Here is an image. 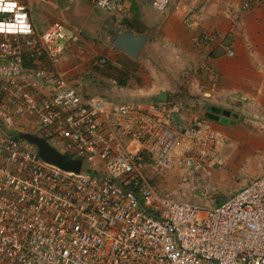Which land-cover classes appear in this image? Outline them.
Returning a JSON list of instances; mask_svg holds the SVG:
<instances>
[{
	"label": "built area",
	"instance_id": "built-area-1",
	"mask_svg": "<svg viewBox=\"0 0 264 264\" xmlns=\"http://www.w3.org/2000/svg\"><path fill=\"white\" fill-rule=\"evenodd\" d=\"M86 1L120 26L130 17L126 0ZM171 1L151 8L163 13ZM200 18L190 8L182 22L194 29ZM65 31L60 21L40 31L31 3L0 0V263L264 264V174L214 207L158 192L151 176L177 166L211 177L224 137L173 97L115 101L72 84L60 64L80 35ZM218 39L200 32L195 42ZM89 61L108 65L103 55ZM200 69L216 84L213 64ZM20 132L80 160V172L43 162Z\"/></svg>",
	"mask_w": 264,
	"mask_h": 264
},
{
	"label": "crops",
	"instance_id": "crops-1",
	"mask_svg": "<svg viewBox=\"0 0 264 264\" xmlns=\"http://www.w3.org/2000/svg\"><path fill=\"white\" fill-rule=\"evenodd\" d=\"M17 1L35 4L36 13L33 9L32 16L36 23L37 19L44 22L43 28L51 22H64L67 16H73V23H81V27H87L89 37L97 35L100 40L103 39V31L112 34V26L120 31L125 29L116 18L93 9L86 0ZM248 1L172 0L165 12L158 13L151 8V0H126L130 11V31L135 35L148 34V41L140 53L144 58L132 60L112 45H98L86 53L81 64H75L71 59L68 61L67 57L68 53L77 56L79 51L66 52L61 61L62 70L71 82L83 72L84 67L91 68L90 63L87 66V61L95 55H103L108 59L107 69H99L103 82L97 76L89 83L81 82L79 85L83 90L112 100L120 90L131 95L138 92L143 98L135 97L129 101H157V95L165 92L168 98L173 97L186 107L193 118L203 117L211 106L220 107L238 116L235 123L214 122V127L226 137L235 139L243 132L239 121L244 111L250 110L253 114L264 112V0L256 3L251 0L249 8L244 10L242 5ZM190 8L201 15L194 29H187L182 22L183 13ZM68 13L71 16L66 15ZM87 21H90L88 25ZM200 32L216 34L219 39L208 46L196 45L195 38ZM79 41V46L84 47L81 37L76 36H73L71 45ZM229 49L234 52L233 56L226 54ZM147 56L152 59L148 67L149 76L143 69ZM208 62L216 69V84L208 82L201 72V66ZM121 72L126 73L123 86L118 85ZM147 76L152 81L144 84ZM151 83L154 85L150 86Z\"/></svg>",
	"mask_w": 264,
	"mask_h": 264
},
{
	"label": "rangeland",
	"instance_id": "rangeland-1",
	"mask_svg": "<svg viewBox=\"0 0 264 264\" xmlns=\"http://www.w3.org/2000/svg\"><path fill=\"white\" fill-rule=\"evenodd\" d=\"M34 5L35 4L32 3V10L34 9L33 13H36ZM66 15L70 14L68 13ZM66 18L67 19L64 20V22L60 21L66 26L65 34L68 37H72L73 33H79L84 45V47L80 45L81 49L79 50V54L77 56H74L72 53H68V61L71 59V62L81 64L84 62L86 53L89 51L91 52L98 45H107L111 47L110 38L112 37V34L106 30L103 31L102 40L98 39L97 35L95 37H89L87 35L88 32L86 31L87 27H81V23H73V16H67ZM37 22L41 25L36 23L35 20L36 26L40 31H42V25L44 22L41 19H37ZM86 23L88 25L90 21H87ZM73 29L75 30L72 32ZM93 34L97 33L93 32ZM139 57L143 59L144 55L141 56L140 54L138 58ZM151 60L152 59L149 56H147L144 60L143 69L148 73V76V67H150L149 64L151 63ZM121 66L126 69L125 65L121 64ZM154 66H156V63ZM60 68L62 70L61 64ZM105 69H107V67ZM124 73L125 72H121L119 74L121 79L118 81L125 80ZM102 75V72H100L97 67H84L81 74L71 79V83H89L93 78H96V76L101 80V82H103L104 79L102 78ZM148 76L144 81V84L152 81V78ZM153 85L154 84L151 83L150 86ZM113 96L115 101H127L135 97L143 99L138 92L131 95L123 90L118 91ZM107 97L110 98L109 95ZM243 114L242 120L239 121L242 126L241 131L243 132H240L237 138H228L222 134L224 136V140L221 143L219 155L223 163L220 169H216L213 172L211 177L204 179V181H200L196 178V176L190 175L185 172L186 170H182L177 166L171 171L152 175L155 180L156 190L169 195L176 200H182L204 207H214L217 203H223L246 184L261 177L264 174V112L260 114H253L252 111L246 110Z\"/></svg>",
	"mask_w": 264,
	"mask_h": 264
},
{
	"label": "water",
	"instance_id": "water-1",
	"mask_svg": "<svg viewBox=\"0 0 264 264\" xmlns=\"http://www.w3.org/2000/svg\"><path fill=\"white\" fill-rule=\"evenodd\" d=\"M112 37L110 38L111 45L125 53L132 60H136L147 41L148 34L135 35L132 31L124 29L120 31L118 27L112 26ZM168 98L167 93L160 92L156 99L159 102H165ZM237 114L231 113L229 110H223L220 107L211 106L207 109L204 117L211 121H220L221 123H234ZM231 117V121L229 118ZM17 137L24 140L36 148L39 158L50 165H53L65 172L79 173L81 169V161L73 159L67 155L60 153L49 145L44 139L26 132H20Z\"/></svg>",
	"mask_w": 264,
	"mask_h": 264
},
{
	"label": "trees",
	"instance_id": "trees-1",
	"mask_svg": "<svg viewBox=\"0 0 264 264\" xmlns=\"http://www.w3.org/2000/svg\"><path fill=\"white\" fill-rule=\"evenodd\" d=\"M127 22H128V23H127ZM121 27H123V28H125V29H128V30H132L131 25H130V23H129L128 20L122 22V23H121ZM124 74H126V73H124ZM125 82H126V80L118 81V85L123 86V85L125 84ZM150 181H151V183L153 184V186L155 187V180H154V177L151 176V180H150ZM155 188H156V187H155ZM218 204H220V203H218Z\"/></svg>",
	"mask_w": 264,
	"mask_h": 264
},
{
	"label": "flooded vegetation",
	"instance_id": "flooded-vegetation-1",
	"mask_svg": "<svg viewBox=\"0 0 264 264\" xmlns=\"http://www.w3.org/2000/svg\"><path fill=\"white\" fill-rule=\"evenodd\" d=\"M231 120H232V119H231V117H230V118H229V121H231ZM212 122H213V123H214V122H217V123L219 122V123H221L220 121H212ZM225 124H227V123H225ZM228 124H229V123H228Z\"/></svg>",
	"mask_w": 264,
	"mask_h": 264
}]
</instances>
